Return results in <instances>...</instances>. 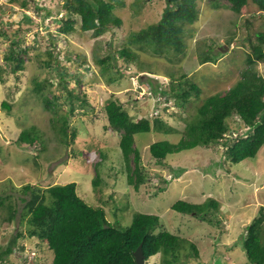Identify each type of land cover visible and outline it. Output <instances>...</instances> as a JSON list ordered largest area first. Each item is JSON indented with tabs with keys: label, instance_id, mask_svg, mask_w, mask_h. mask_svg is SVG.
<instances>
[{
	"label": "rangeland",
	"instance_id": "374dc122",
	"mask_svg": "<svg viewBox=\"0 0 264 264\" xmlns=\"http://www.w3.org/2000/svg\"><path fill=\"white\" fill-rule=\"evenodd\" d=\"M21 1L0 0V102L5 100L11 107L9 112L0 108V252L14 239L13 250L22 244L20 253L25 258L12 251L4 256L5 263H48L52 257L45 244L29 236V213L24 211L30 192L22 186L30 183L45 189L74 182L77 195L94 207L103 206L107 220L119 228H125L134 213L158 215L162 228L180 236L177 253L170 251L165 258L170 264H247L242 247L245 228L261 207L264 216V145L254 157L231 162L222 144L213 142L171 153L163 164L155 162L148 146L160 139L176 142L202 99L223 93L237 81L247 67L249 41L259 42L256 34L264 31V11L250 0L239 12L231 10L226 0H195L197 18L184 26L181 52L168 56L132 45L137 58L128 63L117 54L122 40L131 31L156 22L165 0H104L113 4L112 12L122 23L98 36L80 29L77 14L74 30L58 31L63 0H24L25 6ZM12 39L28 47L23 68L16 73L3 59ZM221 45L229 48L223 46L221 51ZM207 47L214 59L201 63L200 54ZM48 49L57 55L52 62ZM106 54L114 55L111 62L116 66L102 72L97 59ZM254 67L264 77V62ZM60 73L74 95L72 110L67 90L59 84ZM183 74V79L197 85V94L193 92L183 108L174 104L172 95L162 104L165 108L159 107L167 95L158 93V88H168L170 75L177 82ZM109 75L115 78L107 81ZM52 95L57 99L48 109L42 97ZM108 98L117 99L134 117L156 115L176 129L167 134H136L134 145L147 176L137 189L127 182L119 135L107 128L103 104ZM66 118L68 128L76 130L73 140L60 132ZM28 126L39 134L34 144L39 156L28 144L16 142L20 130ZM96 175L99 183L94 186ZM210 198L218 203V222L171 208L179 199L203 203ZM9 204L15 213L6 221ZM17 231L23 236H16ZM144 264L167 263L157 253Z\"/></svg>",
	"mask_w": 264,
	"mask_h": 264
},
{
	"label": "trees",
	"instance_id": "16d2710c",
	"mask_svg": "<svg viewBox=\"0 0 264 264\" xmlns=\"http://www.w3.org/2000/svg\"><path fill=\"white\" fill-rule=\"evenodd\" d=\"M226 1L231 10L239 12L249 0ZM250 1L259 10L264 11V0ZM20 4L25 6L26 2L22 0ZM38 6L43 7L42 4ZM112 7L111 2L104 0H63L61 4L63 13L58 21V31L66 34L74 30V14H77L80 18V29L91 30L94 36H98L112 26H120L122 23L121 18L113 14ZM196 18L195 0H165L160 18L153 24L131 31L122 40L117 54L125 62H132L137 58L132 45H137L138 48H149L155 53L176 55L184 47V26L193 23ZM256 37L259 42L249 41L247 67L240 73L237 81L223 93H213L204 97L197 107L196 116L187 120L176 142L160 139L149 144L148 151L156 163L163 164L165 157L171 153L197 146H208L213 142H221L224 147V156L231 162H238L256 155L264 144V77L258 73L254 64L264 62V31H259ZM27 51L28 47L22 44V40L10 41L3 55L10 71L16 73L23 68V55L27 54ZM46 54L51 62L57 58L52 49H48ZM210 55L209 47H207L206 51L200 54V62L213 61L214 58ZM114 58L113 54H106L97 59L102 72L116 66V63L111 62ZM45 63L50 64L49 61ZM54 64L56 65L57 61ZM115 70L114 72L117 73L118 68L116 67ZM185 75H181V80L177 82L170 75L168 88L157 90L160 94L167 95L159 107L165 108L166 105L162 104L167 103L172 95L174 104L183 108L192 93L197 94V85L189 79H183ZM114 78L115 75H109L106 79L112 81ZM59 84L67 90L64 73L59 74ZM72 97L74 95L67 90L70 110L74 108ZM55 99L57 96L54 95L50 98L42 97L44 106L48 109H51ZM0 108L9 112L11 107L8 102L2 100ZM103 109L106 114L107 128L113 129L119 135L118 145L127 182L137 189L140 184L146 182L147 176L141 165L138 148L134 145L136 134L148 131L167 134L176 129L156 116L130 115L115 98L106 99ZM234 116L240 118L248 127L245 136H242L243 133L233 134L234 130H237V128L234 130L231 128ZM63 123L65 125L60 126V132L66 133L65 139L70 136L73 140L76 130L68 128L67 118ZM38 135L33 126H28L20 130L16 142L28 144L31 149L33 148L35 155L39 156V147L34 146L36 142H39ZM92 182L94 186L99 183L97 175ZM22 189L24 192H30V197L25 200L26 211H24L29 213L27 218L29 236L37 237V244H45L52 251V257L48 263L32 262V264H135L132 252L140 243L144 263L150 256L161 253L162 262L170 264L171 261L165 258L170 251H175L176 254L179 249L180 236L162 228L158 215L147 212L134 213L131 222L125 228H119L107 220L103 206L94 207L77 195L74 182L54 183L45 189L26 183ZM158 190L161 191L162 188L158 187ZM217 204V201L211 198L203 203L179 199L171 205V208L182 213L200 214L199 216L204 217L203 219L208 222H218V216L215 213ZM14 210L9 204L6 221L12 220ZM261 210L259 215L253 217L246 226L242 237L247 264H264V216ZM260 226H263L261 231ZM220 229L224 230L223 227ZM16 236H23V234L17 231ZM14 243L15 240L12 239L0 252V264H8L5 263L4 256L12 251H16L20 259H25L20 253L23 245L17 244L13 250ZM191 247L196 252V247L192 245Z\"/></svg>",
	"mask_w": 264,
	"mask_h": 264
},
{
	"label": "clouds",
	"instance_id": "9594fccd",
	"mask_svg": "<svg viewBox=\"0 0 264 264\" xmlns=\"http://www.w3.org/2000/svg\"><path fill=\"white\" fill-rule=\"evenodd\" d=\"M63 12V11H62ZM61 16H62V13H61ZM60 16V17H61ZM58 22V21H57ZM227 47H228V45H226ZM229 48V47H228ZM208 62V61H207ZM205 63V62H204ZM162 87H160V88H158V89H161ZM159 93V92H158ZM152 115V114H151ZM154 116H156V115H154ZM156 117H158V116H156ZM235 122H238V123H240L239 124V126L237 127V125H238V123H235ZM240 127H243L244 128V131H241L240 130ZM231 128L234 130V128H237V130H234V132H233V134H237V133H243L242 134V136H245L246 135V130H247V126L246 125H244V123L242 122V120L240 119V118H238V117H235L234 116V119L232 120V122H231ZM228 136H229V134H227ZM219 143H221V142H219ZM264 145V144H263ZM223 146V145H222ZM223 149H224V147H223ZM262 209V207L260 208V210ZM263 210V209H262ZM22 245V244H21ZM23 249H24V247H23ZM22 249V250H23ZM21 250V251H22ZM20 251V252H21ZM23 255V254H22ZM26 255H27V253H26Z\"/></svg>",
	"mask_w": 264,
	"mask_h": 264
},
{
	"label": "water",
	"instance_id": "95a60500",
	"mask_svg": "<svg viewBox=\"0 0 264 264\" xmlns=\"http://www.w3.org/2000/svg\"><path fill=\"white\" fill-rule=\"evenodd\" d=\"M223 46L226 49L228 48L226 45H221L219 47L221 51L223 50ZM132 254L135 260V264H144V254H143L141 243L136 247V249L132 252Z\"/></svg>",
	"mask_w": 264,
	"mask_h": 264
}]
</instances>
